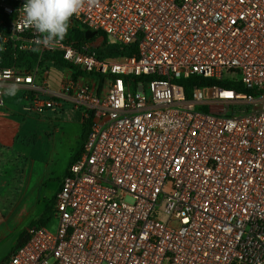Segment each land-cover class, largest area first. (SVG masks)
I'll use <instances>...</instances> for the list:
<instances>
[{
  "label": "built area",
  "instance_id": "2783aa9c",
  "mask_svg": "<svg viewBox=\"0 0 264 264\" xmlns=\"http://www.w3.org/2000/svg\"><path fill=\"white\" fill-rule=\"evenodd\" d=\"M25 3L0 0V50L34 64L0 69V85L21 87L27 116L69 106L91 126L55 194L54 229L28 226L0 264H264V0H99L68 31L135 46L101 59L68 32L35 45ZM191 75L242 91L195 86L186 99L176 80Z\"/></svg>",
  "mask_w": 264,
  "mask_h": 264
},
{
  "label": "crops",
  "instance_id": "0c3cea01",
  "mask_svg": "<svg viewBox=\"0 0 264 264\" xmlns=\"http://www.w3.org/2000/svg\"><path fill=\"white\" fill-rule=\"evenodd\" d=\"M60 78L61 76L58 71L52 69L48 81L49 87L51 89H57ZM20 88L21 87H19V91L14 97L4 96L3 105L0 106V261L8 256V254L10 255L17 236L21 232L18 231V227L24 222L25 216L28 214V210L26 209L25 204H23L30 195L28 193H33L42 186L44 178L47 175V167L51 163L50 161V163L45 166L44 158L46 156V147L44 142L42 145L36 144L35 147L30 145L18 146L14 144V138L17 135L26 136L29 132L33 131L32 129H25L24 124H29L30 126L36 125L37 128L41 130L47 129L44 123H37V120L50 116L44 115L47 110L39 116L25 115L24 110L22 109L23 101L19 99V96L21 95ZM56 112H58L57 114L60 118L54 121L55 124L53 126L56 128V132L53 133L51 145L59 140L61 133L65 136L71 128H74V130L75 128H79L75 122L78 118L80 119L79 115L82 114L81 111L69 106H64ZM77 144L78 141L68 157L67 167L69 159L74 153ZM1 147H4L5 149H2ZM14 148L19 152H14ZM19 153L21 154L19 155ZM67 167L63 174L55 180L57 188L53 196H55L60 187ZM20 168H22V176L17 179L14 176L16 172H19L16 170H19ZM39 216L30 222L27 227L32 225Z\"/></svg>",
  "mask_w": 264,
  "mask_h": 264
},
{
  "label": "trees",
  "instance_id": "16d2710c",
  "mask_svg": "<svg viewBox=\"0 0 264 264\" xmlns=\"http://www.w3.org/2000/svg\"><path fill=\"white\" fill-rule=\"evenodd\" d=\"M67 35H68L67 39H77L79 41L85 40L83 31L69 30ZM97 37H101L103 40H106L105 35L102 34L101 32H96L95 36L92 37L90 40H94ZM134 47H135L134 45H130L127 47L115 46V50H113V51H111L109 49L107 50V48H102V49L95 48V54L100 59L106 58V57L114 58V57H118V56H127V55H130L132 53V50L134 49ZM43 58L44 59H52L53 58L55 61L52 63L51 66L56 68V69H62V68H65L66 66L69 67V65H67V63H65L61 59L59 54L52 55V54L46 53ZM34 60H35V56L33 53L17 52V51H12L8 48L0 50V69L11 67L13 65H20V64H25L27 66V68H31V66L34 64ZM132 78L131 77H124V80L128 81L129 79H132ZM176 83L182 86L186 99H190L191 90L195 86L203 87V86L217 85V86L222 87V88H235V90H237V87L231 85L230 83L218 82V81L211 79V78H204V77L195 76V75H191L190 77H188L186 79H178V80H176ZM199 109L205 110L204 107H199ZM90 126H91V115L88 112H86V113L84 112L82 114V119H81V128H80L78 144H77V147L75 148L74 153L71 155V157L69 159L68 166L79 157V155L81 153L82 144H83L85 138L87 137V135L89 133ZM34 136L35 135H33V134L26 135V136H16L14 138V144L18 145V146L34 145V139H33ZM1 148L3 149L4 147H1ZM14 150H16V149L14 148ZM16 171H19V172H16L14 177L17 179L21 178L22 168H20L19 170H16ZM54 198H55V196H53L51 199L48 200V202L44 206V209L41 212L39 218L36 221H34L32 223V225L43 226L48 222V220L51 217H53ZM26 239H27V234H26V231L23 230L17 236V239L15 241V244H14L11 252L14 251L16 248H18L19 246L23 245L25 243ZM8 256H9V254H8ZM8 256H6L5 259Z\"/></svg>",
  "mask_w": 264,
  "mask_h": 264
},
{
  "label": "rangeland",
  "instance_id": "374dc122",
  "mask_svg": "<svg viewBox=\"0 0 264 264\" xmlns=\"http://www.w3.org/2000/svg\"><path fill=\"white\" fill-rule=\"evenodd\" d=\"M91 41L98 49L107 48V50L109 49L113 51L115 50V46H118L115 42L107 39L103 40L101 37H97ZM237 90L242 91L240 86L237 87ZM56 111L57 110H53V111L47 110V112L44 115H50V116H46L45 118H41L37 120V123L40 122L44 123L47 129L41 130L38 129L36 125L30 126L29 124H24L25 129L33 130L32 132H29V134L27 135H31V134L35 135L33 138L34 145H30V146L35 147L36 144L42 145V143L44 142L46 147L45 148L46 156L44 158L45 166H47L50 163V161L51 163L47 167V175L44 178V182L42 183V186L37 191L33 193L32 192L28 193L30 195L28 196V199L23 203L25 204L26 209L28 210L27 211L28 214L25 216L24 222L21 223L20 226L18 227V231H22L27 227V225L30 222L36 219L39 216V214L43 211L47 201L51 197H53L54 192L57 188V183L55 182V180L59 178L65 171L67 167L68 157L72 153L75 144L79 139L82 114L79 115L80 119L78 118L75 122L79 128H75V130L74 128H71V130L67 132L65 136L62 135L63 133H61L59 136V140L51 145V141L53 140L52 137L53 133L56 132V128L55 126H53L55 124L54 121L60 118V116L57 114L58 112ZM34 129H37L38 131ZM19 136H25V135H19ZM50 146H51V150H50ZM14 152L17 153L19 151L14 150ZM20 154L21 153H19V155ZM43 226L50 230H53L55 226L54 218L51 217L48 220V222Z\"/></svg>",
  "mask_w": 264,
  "mask_h": 264
},
{
  "label": "clouds",
  "instance_id": "9594fccd",
  "mask_svg": "<svg viewBox=\"0 0 264 264\" xmlns=\"http://www.w3.org/2000/svg\"><path fill=\"white\" fill-rule=\"evenodd\" d=\"M99 0H26L21 11L23 14L22 26L34 28L40 37L33 43L37 46L53 47L62 41L69 28L70 19L79 15L85 6H97ZM39 51V47L33 48ZM3 91L0 95L14 97L19 91L18 84L0 85Z\"/></svg>",
  "mask_w": 264,
  "mask_h": 264
},
{
  "label": "water",
  "instance_id": "95a60500",
  "mask_svg": "<svg viewBox=\"0 0 264 264\" xmlns=\"http://www.w3.org/2000/svg\"><path fill=\"white\" fill-rule=\"evenodd\" d=\"M95 34H96L95 31L85 30V31H84V38H85L86 40H89V39H91L92 37H94Z\"/></svg>",
  "mask_w": 264,
  "mask_h": 264
},
{
  "label": "snow or ice",
  "instance_id": "6c2138e0",
  "mask_svg": "<svg viewBox=\"0 0 264 264\" xmlns=\"http://www.w3.org/2000/svg\"><path fill=\"white\" fill-rule=\"evenodd\" d=\"M225 95H231L230 93H225Z\"/></svg>",
  "mask_w": 264,
  "mask_h": 264
}]
</instances>
